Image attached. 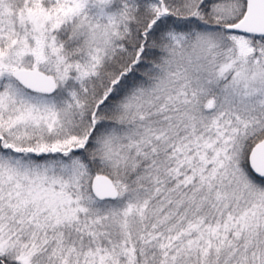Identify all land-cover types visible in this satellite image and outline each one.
Returning a JSON list of instances; mask_svg holds the SVG:
<instances>
[{"label":"snow or ice","instance_id":"1","mask_svg":"<svg viewBox=\"0 0 264 264\" xmlns=\"http://www.w3.org/2000/svg\"><path fill=\"white\" fill-rule=\"evenodd\" d=\"M0 264H264V0H0Z\"/></svg>","mask_w":264,"mask_h":264}]
</instances>
